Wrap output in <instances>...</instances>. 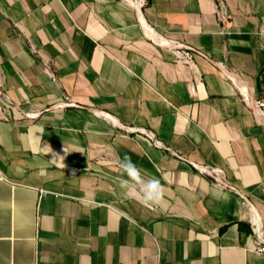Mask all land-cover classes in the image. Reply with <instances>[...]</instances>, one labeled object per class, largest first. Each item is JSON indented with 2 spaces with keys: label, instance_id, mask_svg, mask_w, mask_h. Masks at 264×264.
<instances>
[{
  "label": "crops",
  "instance_id": "1",
  "mask_svg": "<svg viewBox=\"0 0 264 264\" xmlns=\"http://www.w3.org/2000/svg\"><path fill=\"white\" fill-rule=\"evenodd\" d=\"M125 155L160 205L121 189ZM258 244L264 0H0V264H264Z\"/></svg>",
  "mask_w": 264,
  "mask_h": 264
},
{
  "label": "clouds",
  "instance_id": "2",
  "mask_svg": "<svg viewBox=\"0 0 264 264\" xmlns=\"http://www.w3.org/2000/svg\"><path fill=\"white\" fill-rule=\"evenodd\" d=\"M119 169L122 176L119 185L128 194L139 193L141 202L145 206H158L165 197V189L161 181L155 177L145 179L144 170L134 163L130 156L125 155L119 161Z\"/></svg>",
  "mask_w": 264,
  "mask_h": 264
},
{
  "label": "built area",
  "instance_id": "3",
  "mask_svg": "<svg viewBox=\"0 0 264 264\" xmlns=\"http://www.w3.org/2000/svg\"><path fill=\"white\" fill-rule=\"evenodd\" d=\"M178 53V59L189 62L193 59L196 55L205 56L204 52L200 50L199 48L193 47V46H183L181 50H176ZM263 105V103H261ZM205 172L209 174L214 181L222 186V187H233L229 184L225 179H223L222 173L223 170L219 167H206ZM257 248L261 251H264V246L258 244Z\"/></svg>",
  "mask_w": 264,
  "mask_h": 264
},
{
  "label": "trees",
  "instance_id": "4",
  "mask_svg": "<svg viewBox=\"0 0 264 264\" xmlns=\"http://www.w3.org/2000/svg\"><path fill=\"white\" fill-rule=\"evenodd\" d=\"M239 227L243 228V223L242 222L239 223ZM249 231H250V229H249Z\"/></svg>",
  "mask_w": 264,
  "mask_h": 264
}]
</instances>
